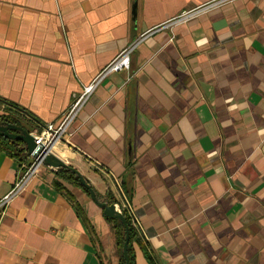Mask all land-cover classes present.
Wrapping results in <instances>:
<instances>
[{"label": "crops", "instance_id": "1", "mask_svg": "<svg viewBox=\"0 0 264 264\" xmlns=\"http://www.w3.org/2000/svg\"><path fill=\"white\" fill-rule=\"evenodd\" d=\"M214 1L0 0V99L31 129L136 42L54 150L100 201L127 198L156 264H264V0L174 20ZM20 160L0 148V197ZM60 168L0 209V264H119L102 207Z\"/></svg>", "mask_w": 264, "mask_h": 264}, {"label": "built area", "instance_id": "2", "mask_svg": "<svg viewBox=\"0 0 264 264\" xmlns=\"http://www.w3.org/2000/svg\"><path fill=\"white\" fill-rule=\"evenodd\" d=\"M221 1L222 0L214 1L212 3L202 5L194 10L183 12L174 20H186L193 15L207 10L208 8L218 4ZM135 46L136 42L132 43L126 49L121 51L113 59V61H111L108 65H106L99 71V73L90 83H88L87 85H83L81 91L73 95L72 101L62 112L58 121L45 123L40 128H34L28 131L29 134L33 137V141L36 148L38 149V153L35 156L26 150L27 157L26 160L20 165L19 174L16 180L14 181L9 191L0 197V209H4L11 201H13L16 197L23 193L29 182L37 176L40 168L44 166L42 160L47 153H52L58 156L54 150L55 145L60 142H69V136L71 135V125L75 121L83 105L88 100L90 94L93 92L101 79L107 74L113 71L129 68L130 53L135 48ZM124 207H126L129 214L132 215L130 205L124 202ZM132 216L133 224L142 235L143 233L139 228L137 219L134 217V215Z\"/></svg>", "mask_w": 264, "mask_h": 264}, {"label": "trees", "instance_id": "3", "mask_svg": "<svg viewBox=\"0 0 264 264\" xmlns=\"http://www.w3.org/2000/svg\"><path fill=\"white\" fill-rule=\"evenodd\" d=\"M0 102L4 104L6 108L4 110L8 112L0 115V124L1 123L18 124L19 118H21L22 115L33 117L29 112H27L24 108L18 106L17 104L11 103L3 99H0ZM0 148L5 150L12 156L18 157L19 159H21L20 161L22 162L26 160L27 157L26 148H25V144L22 141L10 140L3 136H0ZM60 169L64 173L63 174L64 178L69 180L71 183L78 185L81 189H83L86 193L89 194L88 189H86L80 184L78 177L74 173H72L69 169L65 167H61ZM123 198H124V202H126L129 205L127 198L125 196ZM109 202H112V200H109ZM121 213L128 226L129 241L127 245V252L129 256V264H135L133 244H137L143 248L148 264H156L153 256L147 252L145 245L143 244V242H145V238L140 235V232L133 224V220H132L133 216L129 214L126 207H122ZM105 219L107 220V222H109L114 235L116 252L119 257V264H124V258L122 253V245L125 237L124 226L119 219L108 218V217H105Z\"/></svg>", "mask_w": 264, "mask_h": 264}, {"label": "water", "instance_id": "4", "mask_svg": "<svg viewBox=\"0 0 264 264\" xmlns=\"http://www.w3.org/2000/svg\"><path fill=\"white\" fill-rule=\"evenodd\" d=\"M0 136H3L10 140H18L22 141L25 144V148L29 153L33 155H37L38 149L36 148L33 137L29 134L28 130L25 129L23 126L14 124V123H1L0 124ZM43 165L51 166V167H65L69 169L72 173H74L78 179L80 184L88 189L89 195L91 199L100 207H102V212L105 217L108 218H116L121 221L124 226L125 230V237L122 245V253L124 258V264H129V256L127 252V245L129 241V233H128V226L126 221L121 213V211L117 208L115 203L113 202H106L100 201L91 185L85 180V178L74 168L67 166L58 156L47 153L42 160Z\"/></svg>", "mask_w": 264, "mask_h": 264}, {"label": "rangeland", "instance_id": "5", "mask_svg": "<svg viewBox=\"0 0 264 264\" xmlns=\"http://www.w3.org/2000/svg\"><path fill=\"white\" fill-rule=\"evenodd\" d=\"M1 114H4L3 112L0 111V115ZM18 125H21L23 126L25 129H27L28 131L31 129L27 123H25V121H23L21 118H19V121H18Z\"/></svg>", "mask_w": 264, "mask_h": 264}]
</instances>
